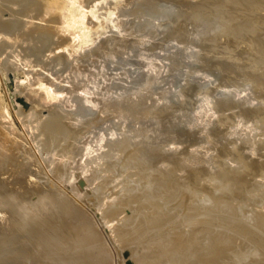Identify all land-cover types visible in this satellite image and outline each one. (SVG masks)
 <instances>
[{"label": "bare ground", "instance_id": "6f19581e", "mask_svg": "<svg viewBox=\"0 0 264 264\" xmlns=\"http://www.w3.org/2000/svg\"><path fill=\"white\" fill-rule=\"evenodd\" d=\"M191 1L189 2L192 3ZM202 1L211 4L210 8H207L212 10L211 18L213 17L212 12H214L216 17L214 19L219 20L217 24L221 26L220 32L223 40L224 38L230 39L231 37H228L232 35L240 37H243L242 34L246 35L244 37L246 43L243 45L245 46L244 49H240L238 46L241 41L239 43L233 42L235 41L234 36L233 41L231 38V41L225 40L226 43H224L225 41L223 43L233 42L234 45L237 44L239 50H245L243 54L241 51H237L242 54V59L247 51L244 60L248 62L246 61V63L244 60L242 63L238 62L240 65L243 64L242 66H246V63L250 68H244V70L248 68L246 74H249L244 83L245 91L235 86L234 95L238 96L239 100H237L241 103L249 104L251 98L252 101L260 98V101L255 100L261 103H258L260 106L257 104V107L254 106L253 109L243 106L238 112L231 114V120H229V116L226 117V110L242 104L239 105L232 97L227 101L221 99L222 104H218L219 110L214 113L211 107L207 110V113L210 114L208 117L217 115L215 120L217 128L214 127V122L212 127L214 129H204V131L196 133L197 137L194 138L197 140L195 139V142L189 144V149L183 152L181 157L178 156V159L177 156L174 157L175 160H172L170 152H174L171 149L176 148V146L172 147L173 145H171L170 152L166 149L169 146L164 145L163 147L166 148L160 146L165 150L160 148L162 153L165 152L166 154H161L157 150L161 154L159 156L155 150L159 148L150 147L154 138L149 137V143L145 142L148 133L144 128L143 130L140 128L141 135L146 130L144 137L141 136L144 138L141 139V143L150 144L149 147L147 146L150 148L149 150L141 143H139L140 146L138 143L136 144L138 137V142H140V134L138 133V137L126 135L125 138L123 137V141L117 139L116 142H110L111 148L107 145L108 141H105L107 146L102 151L106 152L107 147L114 149V153L117 150L118 155L113 153L115 160L112 161L113 157L109 159L111 155L109 153H112L113 150H107L106 154L108 155L105 154L103 159L101 153L104 154V152L100 153L101 150L99 155H94L89 151L88 153L93 155L88 154V156L82 153L84 150L87 152V148L91 151L93 149L92 146H85L87 143L91 144L86 136L88 135L87 131H84L86 128L88 130V127L85 126V122H82L84 125L81 123L80 116L83 114H79V110L77 113L80 116L73 119L71 113L69 116L67 110L58 107L66 105L64 101L67 102L63 92L64 87H54L52 80L55 79L52 75L50 77L53 79L48 77L51 82L43 81L42 78L34 81L31 85L34 87L33 92L27 93V97L30 98L31 102L33 101V105H30L29 110L21 111L22 108L19 109V103V108L15 111L20 120L23 118L25 124L21 122L22 120L19 121L25 126L22 129L27 130L26 134L29 132L31 135L28 136L30 140H35L33 142H37L36 145L38 144L37 146L46 153L42 155V151L36 149L38 153L40 152L41 157L44 156V158L40 157L42 161H40L38 154H36L37 159H35L34 154L37 151H32L35 149L31 146L33 142L29 144L31 147L26 144L27 142L22 137L25 135L21 136L19 135L20 130L18 132L14 130L16 124L12 126L11 123L14 121L10 122L11 120L6 118L4 111L1 112L3 107L0 108V264H264V0ZM193 4L194 2L187 6L191 10L190 13L197 21V18L200 17L202 21L208 22L210 10H208L209 14L204 13L207 16H202V11L200 9L195 10L196 7H193ZM82 7L79 0H0V53L4 54L0 56V59L5 55H12L13 52L15 54L12 55V58L15 59H11L10 66L14 63L13 66L19 68V50H27L26 53L24 51L25 57L21 52L22 58H26L27 52L29 54L31 51L36 52L37 43H35L36 47L33 44V49L30 48L32 47V39L36 38L42 47H39L38 54L42 49L45 51L44 55L51 59L50 54H54L52 53L54 48L46 45L53 44L55 41L57 45L52 46L56 47V50L62 48L63 51L59 50L61 53L58 54L66 61V57L72 50L68 52L67 49L70 46L64 41L75 40L77 37L79 40L81 31L86 26L85 17L88 12ZM186 9L188 8L182 9L178 16L179 14L180 16L183 15V10ZM186 12H184V18L186 14L189 15V11L186 10ZM192 15L189 16L191 22L194 18ZM204 17H208V19H204ZM186 19L189 20L188 17ZM178 20L182 22L181 19ZM193 23L194 21L191 24ZM210 23H213V20ZM213 24L217 25L215 21ZM182 30H179L178 33L181 34L180 31L182 32ZM178 33L177 35H179ZM238 38H236L237 42ZM242 43H244L243 40ZM222 45L218 41L211 42V48L215 50ZM231 45L226 46L233 47V44ZM25 46L31 51L24 49ZM238 48L234 51L232 48L230 49L236 54L235 50ZM229 51H222V53L225 54ZM35 54L31 53L30 55L33 58L36 56ZM228 54L227 56H229ZM241 54H238L237 57H240ZM39 56L37 57H42V55ZM56 57L55 60L58 61L59 57L57 59ZM41 59V62L45 61L46 66L47 59L44 61L43 58ZM2 60L3 58L0 61ZM25 61L23 60L22 64L26 63ZM35 61L39 62L40 59H35ZM230 61L232 62V60ZM230 61L228 63L225 59L221 63H226L227 67L229 64L233 71L235 66L232 65L235 63L233 61L231 65ZM60 62L64 63L62 60ZM6 63L8 65L9 62L6 61ZM30 63L34 64V62ZM0 64L3 65L4 63L0 62ZM154 65L152 63L151 68ZM55 66L57 67V64ZM57 69L59 68L57 67ZM244 70L241 69L243 75L245 74ZM237 71L234 72V76L240 77L241 74L240 76L237 74L240 73V69ZM34 77L32 78L34 79ZM249 81L252 84L255 82L254 88L260 94H258L259 92L255 93L257 96L252 94L254 92L250 90L253 86L249 85ZM246 85H249L251 89ZM72 86L74 88L75 84ZM33 87L31 88L33 89ZM71 87L68 86L65 93H68L69 88V91H72ZM146 96L140 98L142 99L140 101L145 100ZM84 97L87 96L84 95ZM245 98L249 100H245ZM127 100L131 103L130 108H134L137 99L134 100L133 104V99L132 102L130 99ZM127 100L126 102L123 101L124 104L120 103L122 101L119 102L122 104L121 106L127 104V107H118L120 108V110L117 109L120 111L118 113H121L124 108H126L124 110H128ZM53 101L59 102L60 105L54 103L55 106L48 108ZM0 105H2L1 102ZM67 105L66 109L70 104L68 107ZM4 107L6 106L4 105ZM71 107L69 110L74 112L75 110ZM198 110L192 119L194 121L191 125L194 128L202 120L199 114L201 110L199 112ZM132 111L128 112L133 115ZM128 112L125 115H128ZM147 112L145 111L146 114H149ZM245 113L250 115L249 122L241 117ZM232 115L234 116L232 117ZM208 117L205 118L206 121L209 120ZM11 118L10 115L9 119ZM71 118L74 123L69 121ZM168 123L172 127L174 120L173 123L172 121ZM157 130H155L156 133H153L157 134ZM75 133L81 134L79 139L83 137V134L86 136V140L84 139L85 136L83 137L86 141L85 145L80 144L79 139L76 142L77 139L75 138L78 136L75 137ZM71 134H73L72 138L75 137L73 138L75 143L69 141ZM216 135L220 138V145L217 147ZM29 138L26 140L28 141ZM73 139L71 140L74 141ZM101 139V142L99 140L97 142L102 143L105 140V136L102 134ZM125 139L135 142L132 148V143L130 142L131 145H128ZM77 143L82 148L80 146L77 150ZM99 143L96 147L99 146ZM157 143L155 142V144ZM181 143L182 141H180V145H182ZM23 144L29 148L26 147V149ZM103 147L105 148V146ZM100 149L102 148L100 147ZM121 149L125 151L126 158L123 156L124 154H121L123 159L121 156L118 159ZM146 149L149 152L153 149L152 152L156 151V153H151V155ZM211 150H217L218 154L216 151H213L216 153L214 155L209 154ZM76 151L83 154L80 157L82 159L80 162L77 157L79 153L77 154ZM33 152L35 153L33 154ZM72 155L76 157L73 158ZM151 156L154 158L151 159ZM106 157L109 161H103ZM71 158L78 161L70 162ZM71 190L75 194L77 192L82 198L77 200L78 195L76 194L77 197L74 199L70 196L72 195L70 194ZM228 209H231L230 212ZM116 229L120 230L119 234L122 241L124 239L127 242L125 240L127 238L130 240L137 238L141 239L142 244L147 246L142 245V248L137 249L138 247L133 245L135 249H132L133 246L129 245H132L134 240L132 243L127 242L129 243L127 246L132 249H130L132 252L125 255L123 253L125 246L123 245L121 248L119 246L120 239L118 241L115 238L118 234ZM112 237L118 241H115L116 245L113 239L111 240ZM124 241L123 243H125ZM143 247L146 252L142 251ZM138 252L140 253L139 257H135ZM109 253H113L114 257Z\"/></svg>", "mask_w": 264, "mask_h": 264}, {"label": "rangeland", "instance_id": "374dc122", "mask_svg": "<svg viewBox=\"0 0 264 264\" xmlns=\"http://www.w3.org/2000/svg\"><path fill=\"white\" fill-rule=\"evenodd\" d=\"M181 1L182 0H179V3ZM184 1L185 0H183L179 4L178 0L177 1L176 0H141V1L140 0H128V1L127 0H79V3L83 6L82 8L86 12H88V13H86V17H85L86 26L84 29H82L81 38L79 36V40L77 37V39H75V40L71 39V40H68V42L64 41L65 44L70 46L69 49H67L68 52H69V50L70 51L72 50L71 52H69V56L66 57L67 58L66 61L68 60L66 63L67 65L65 64V62H66V61H64L65 59H62L63 57H59V54L61 53L59 50L63 51L62 48L59 50L58 49L56 50V47H53V46L57 45L55 43V41L53 42V44L50 43V44L46 45L47 47L51 46L52 48H54V49H52L53 50L52 53H54V54H50V56H51V59H50L49 56L46 57L44 55L45 51H43L42 49L40 50L39 54L37 53L39 51L38 49L41 45H39L40 44L39 40H38V42H39V44H38L36 38H34V37H32L34 39L31 38L32 39V41H31L32 47H30V46L29 47L33 49V47L35 46V43H37L36 44L37 47L35 46L36 47L35 49H37L36 52H32L30 48H27V46H25L24 49H29L31 51V53H33V55L35 53H37L38 55L35 54L36 56H33V58H32L31 57L32 55H30L31 53L29 54V52H27L28 56L26 55V58H22V56H20L21 52H23L22 55H23V57H25V53L27 50H24L22 48L25 51V53H24V51L19 50V54H20L18 56L19 57V68H18V66L14 67L13 66L14 63H12L13 65L10 66V62H12L11 59H13V60L15 59V58H12V55H14L15 53L13 54V52H12V55L10 54L11 58H10L9 54L7 56L5 55L4 57L9 58V59L7 58V60H5V61H4V59H6V58L2 57L3 60L0 62L4 63L3 64L4 67H3V65L0 64V102L3 106L0 105V108L3 107V108H1V112L4 111L6 118L9 121L11 120L10 122L14 121L13 123H11L12 126H14V124H16L15 125L16 129H14V127H12V128L14 130H16V132H18V130H20L19 135H21V136L25 135L22 137H24V140L27 143L22 139L21 136H19L20 139L23 140L24 143H26L28 146H30L29 145L30 142L31 143L33 141L35 142V140H33L31 138L32 139V141H31L30 138L28 137V136H31L29 134V132H28V134H29L28 135V134H26L27 130L25 128L22 129V127H25L21 123V122L24 123V120H22L23 118H21V120H22L21 121L17 117L18 114L16 111L18 110L19 107H20L19 109H21V108L24 109V110L21 109V111H27L30 109V105H33L32 104L33 101L31 102L29 100L30 98L27 97V93L30 91L33 92L34 87L31 85L33 84L34 81H36L40 78H42L41 80L48 81V82L49 81L51 82V79L54 78L55 80H52V82H54V83H52L54 87L55 86L57 88H63L64 87L63 92H64V95L66 98L65 100L68 102V105H67V102L64 101V103L67 105V107L69 106V104H70L69 107H71L73 105L74 107L72 106L71 108L75 111L72 112L71 109L69 110V107L66 109V105H64V106H58L57 105V106L59 108L63 107L64 110H67V112L69 113L68 114L69 116L71 113L73 116V119H75L76 116H80L79 115L80 113L83 114L80 116L81 123L85 122L84 123V124H86L85 126L88 127V130L85 127L86 130H84V131L85 132L87 131L88 135H86V136H87L88 142L90 143V141H91V144H88V143H87V145L84 144L86 142L85 141L86 136L84 134L82 136L83 137L85 136L84 137L85 140L83 139V137L79 139L81 134L79 135L78 133L74 134L75 137H76V135L78 137H76V138L73 137V138L77 139L76 142L79 139L80 144H82V145H85L87 147L92 146V148H93L92 151H94V152H92L89 148H87V152L84 150L86 153L84 151L82 152L80 150L83 154L88 155V154H90V153H88V151H89L91 153H94V155L95 154L99 155V151L101 150L100 153L104 152V154L101 153L103 155L102 159L106 155H108V154H106L107 150L108 151L113 150L112 153L108 152L109 155L110 154L112 155L115 152L114 149H110L112 147L110 145L111 144L110 142H116L117 139H118V141H119V139L123 141L124 138L126 137V135L136 137L137 133H138V134H140V142H138L139 137L137 136L138 141H136V144L137 143L139 144V143H141V139H144L142 137H144V134H146V130L148 133L146 135H148V136L145 135L146 141L145 140H142V141H145V142H148V140L150 141L149 137L151 139L154 138V140L157 138L156 141L152 140L153 144H152V142H150L153 146L155 145L154 147L151 145L150 147H152V148H156V147L159 149L161 147L166 148V147H163L165 145L167 147L169 146L168 148H166L167 150H169L171 145H173L172 147L176 146V148L171 149V150H174V152L173 151L170 152V150H169V152H170V156H172L171 157L172 160H175L173 158L176 156H177L176 158L178 159L179 157H181L183 155V152H185L186 150L189 149V147H190L189 144H192L193 142H195L197 140V138H194V137H197L196 133H198V132L200 133L201 131H204V129H214V128H212L214 125V122H215L214 127L217 128L216 127V121H215L217 115H211L210 117H208L210 115L209 113H207V110L209 109V107L212 108L211 110L214 113L216 110H219L220 106H218V104H222L223 99H224V101H227V100L233 98L234 101L236 100L235 102H238L239 105L240 104H242V105L241 106H234L233 108L226 110V112H225L226 117L229 116L228 117L229 120H231V118H230L231 114H235L243 106L246 108L248 107V108H252V109L257 107V104L259 103L258 101H260L259 100L260 98H257L258 101H255V100H257V99H255L254 100L255 102L252 101V98L250 100L245 98V100H249V102L251 101L249 104V103H244V102L241 103V101H238L239 100L238 96L236 97L234 95L235 86L238 89H240V90L242 89L245 91V88H244L245 84L244 83H245V81L249 75V74L248 75L246 74L247 73L246 70L249 68L246 64L248 61L244 60V56H246L247 51L245 52V55L243 56V59H242V54L245 51V50L243 51V49L245 47L243 45L246 44L245 38H244L246 35L244 36L242 34L241 36H243V37H240L238 35H232V36L228 37V38L231 37L232 39L231 38L230 39L232 41H233V38L235 37L234 38L235 41H233L234 43H239V41H241L240 44H238V46L240 49L243 48L242 50H239L237 44L234 45L233 42L232 43L230 42V43L233 44V47H235V48L226 46V45H231L230 43L224 44V43H226L225 40H228L227 42H229L230 39H226V38H224V40L222 39V36H221L222 34L220 32L221 26L217 24V23H219V20L216 19L217 20V22H216V20L214 19V17H215L214 12H212L213 17L211 18V16H212L211 11L212 10L209 9L210 8L209 6L211 4L204 3V1H202V0H198V1L195 0L196 3L193 0L192 1L187 0L188 2L187 1L184 2ZM189 1H191L192 3L194 2L193 7H196L195 10L200 9V11H202V13H203V14L201 13L202 16L206 15V14L204 15L205 12H207V14H209L208 10H210L211 15L210 14L208 15V16H210V19L208 20V22H206V20H204L205 18L208 19V17H204V19L202 18L204 21H202L200 17L197 18L198 21L196 20V18L192 15V13H190L191 10H189V7H187V6L192 5V3H190ZM182 3H184V4H182ZM188 3H190V5H187ZM194 5H196V6H194ZM207 7H209V8H207ZM185 8H188L186 10L189 11L188 12L189 15L186 14V17H188L189 20L186 19V17L184 18V16H183V15H185L184 12H186V10H183L184 11L183 15L180 16V14L182 12L181 10L185 9ZM204 9H206V11H204ZM178 13H180L179 14L180 18L178 16ZM32 15H33V13H32ZM190 15H192L194 17V18L191 17V18H193L192 22L194 21L193 24H191L192 22H191V19L189 17ZM181 17H183V18H181ZM178 19H181L182 22ZM185 19H186V21H185ZM211 19L213 20V23L215 21V23L218 26L217 25L215 26V24L210 23V22H212ZM179 21H180V23H179ZM183 24H184V26H183ZM181 28L184 30H182ZM179 30H182L183 33L180 31L181 34H179L178 33ZM176 32L180 36L177 35ZM237 37H239L238 42L236 40ZM241 39L244 41V43H242ZM212 41H218L220 43V45L223 44L224 46L223 45L219 46V47H217V49L218 48H220V49L215 50L214 48H211V42ZM223 41H225V42L223 43ZM72 42H74V43H72ZM33 44H34V46H33ZM46 46H45V48H47ZM40 48H42V47H40ZM45 48H43V49H45ZM230 48H232L233 51H234V49L238 48L237 50H235V52L241 51L242 54L237 52L239 55L241 54V56H240L241 58L237 57L238 54L237 53L235 54L232 51V49H230ZM228 50H230L231 52L230 51L227 53L225 52V54L222 53V51L224 52V51H228ZM1 51L4 52V50H1ZM228 53H230L231 55H229ZM2 54L3 53L1 52L0 56ZM5 54H7V53L5 52ZM227 54L230 57L227 56ZM39 55H42L41 58H43V61L47 59V65L48 66L47 65L45 66V63H44L45 61L41 62L42 59L39 58L40 57ZM232 55H233V57H232ZM37 56H39V57H37ZM53 56H54V58H53ZM56 56L61 58L60 61L62 60L64 63L60 62L59 58ZM20 57H21V59H20ZM55 57H56V59L58 58L57 59L58 61L55 60ZM31 58L34 59V61H31L32 60ZM38 58L40 59L39 62H41V63H39L38 61H35V59L39 60ZM223 58H224V60L226 59V62H228V63L230 60H232V62L230 61V64L233 63V61H234L235 65L234 64L233 65L231 64V65L233 67L235 66L234 69H236V70L233 69V71H232L229 64L227 67L226 63H221L222 61H224ZM25 59H26V61H25ZM29 59H31V60H29ZM227 59H229V60H227ZM23 60L26 63L22 64ZM28 60H29V62H28ZM48 60L49 61L51 60V61L49 62ZM242 60H244L245 62L247 61L246 63L243 62V63H245L246 66H242L243 64L240 65V63H242ZM6 61L9 62L8 65H7ZM20 61H22V62H20ZM30 62H34V64H36V66H33L34 64L32 63L33 64L32 65ZM35 62H37L38 64ZM68 62H70V63H68ZM238 62H240V63L238 64ZM152 63L155 64L153 68H151ZM55 64H57V67L59 69H57ZM64 64H65V66H64ZM61 65H62V67H61ZM237 65H239L238 68H237ZM5 66L9 67V68H6ZM246 67H248V68L246 70H244V68H246ZM237 69H238V71L240 69V73L237 71ZM241 69H243L245 71L244 75H243V73H241ZM27 70H29L30 72ZM235 71L238 72V73L237 72L236 73L239 74V76L241 74V76L240 77L234 76ZM25 72H27V73L29 72L28 74L30 76ZM32 72L33 73L35 72V73L33 74ZM36 73H39V74L37 75ZM236 73H235V75H237ZM51 75L53 76V78H51L52 77ZM32 77H34V79ZM48 77H50L51 79ZM70 77L72 80L70 79ZM46 79H48V80H46ZM31 81H32V83H31ZM73 82L75 84L74 88L72 86V85H74V84H72ZM67 84L69 87L72 86L71 89L73 92L69 91L70 90V88H69L68 89V93L70 92L69 94L65 93V92H67L66 91L67 90L66 88L68 87ZM253 84H255V82H253ZM253 84L251 82L249 84L251 87L253 86L252 90H250V91H253L254 93H252V94L257 96L256 94L259 91H256ZM249 85H246V86H249ZM65 86H67V87H65ZM77 86H78V88H76ZM80 86L82 89L79 88ZM250 86L248 87L249 89H251ZM31 87H33V89ZM230 94H232V95H230ZM258 94H260V92ZM66 95H67V97H66ZM84 95L87 97H84ZM144 96H146V99H145L146 102L144 99H143V101H140V100H142L140 98H143ZM68 97H70V98H68ZM230 97H232V98H230ZM239 97H241V96L239 95ZM241 98L243 99V97H241ZM127 99H130L131 102L133 99L132 104L135 102L134 100L137 99V102L134 103L135 104L134 108H130L131 103ZM124 100H125V102H126V100L128 101L127 102L129 104V106L127 108L128 110H124V109H126V108H124L121 110V113H118L120 111H117V109L120 110L121 107H124V106L127 107L126 106L127 104H125L124 106H121L122 104H124L123 103ZM120 101H122V102H120ZM73 102H75L76 104L75 103L73 104ZM119 102L122 104H120ZM208 102L210 105L208 104ZM19 103H20V105H19ZM54 103L56 105L59 102L57 103V102L53 101V103L51 102L50 106L48 103L49 107L46 105V108L47 107L51 108L52 106H55ZM251 104H254V105H251ZM259 104H261V103H259ZM4 105L7 108L4 107ZM18 105H19V107H18ZM59 105H60V103H59ZM110 105H111V108H110ZM115 105H117V106H115ZM105 106H107V107H105ZM113 106H115L116 108L115 107L113 108ZM118 107H120V108H118ZM129 108H130V110H129ZM198 108H199V110H198ZM77 110H79V112ZM80 110H82V111H80ZM131 110H133L132 111L133 115H131V113H129V112H131ZM144 110L146 112L148 111L147 113H149V114H146ZM197 110H198V112L201 110L199 112V114L201 115L202 120L200 121V123L198 122L194 128L191 124H192V121H194L192 119H194L193 117L195 116V113H197ZM15 112H16V114H15ZM126 112H128V115H125ZM143 112L146 115H144ZM73 113H75L74 114L75 117H74ZM10 115L12 117L11 119H9ZM133 116H134V118H133ZM233 116L234 115H232V117ZM207 117L209 119L208 121L205 120V118H207ZM241 117L248 122L250 120L249 114L245 113V115L243 114ZM73 119L71 118V120H69V121L74 123ZM170 120L172 121V123L174 120V125H172V127L169 126L170 123H168V122H171ZM212 120H214V121H212ZM166 121H167V123H166ZM206 122H208L207 125H205ZM82 124H81V126H82ZM166 124H168V125H166ZM203 126H205L206 128ZM82 127H84V126H82ZM90 127H92V128H90ZM140 128H142L141 130H143V128L146 129V130H144L145 133L144 134L142 133L143 136L140 133ZM154 128H156L155 130L158 129L157 134L159 136L157 134H154V133H156ZM150 129H151V131H150ZM199 129H200V131H199ZM158 131H159V133H158ZM20 132H21V134H20ZM111 133H112V135H110ZM101 134L103 136H105V140L102 143H99L102 141V139L100 140ZM72 135L73 134H71V136H70L71 139H73ZM151 135H155V136L152 137ZM162 135L164 138L162 137ZM235 135H237V134H235ZM244 135L246 136V134H244ZM88 136L90 137V139ZM232 136H234V135H232ZM70 137H69V141H71L72 143H75V140L73 139L74 141H72L70 139ZM147 137H148V139H147ZM175 137H178V138H175ZM230 137H231V135H230ZM26 138H29L28 139L29 142L26 140ZM92 139L94 141H96V143H94V141ZM177 139H180V140H177ZM98 140H99V142H97ZM157 140H159V141H157ZM105 141H108L107 145H109V147L111 146L110 148L107 147L106 152L102 151V150H105L106 146H107V145H105L106 144ZM125 141H127L128 145H131L130 144L131 141L126 140V139H125ZM178 141H179V143H178ZM180 141H182V143H181L182 145H180ZM34 142L32 143L31 146L35 149L31 148L32 151L33 150L37 151L39 149L40 151H42L41 152L42 155H45L46 153H44V151L37 146L38 144L36 145L37 142L36 143H34ZM71 142H70V145H71ZM145 142H143L141 144L145 145L146 148H147V146L149 147L150 144H147ZM155 142L156 143L158 142V143L155 144ZM98 143H99V146L96 147V145H98ZM131 143H132V145H131V148H132V146L135 144V142H131ZM26 144H23L25 146V148L28 147V146H26ZM92 144L95 146H93ZM141 144H139V146ZM35 145H36V147H35ZM157 145H159V146H157ZM218 145H220V138L216 135V147ZM80 146L81 145L78 144L76 149L78 150ZM103 146H105V148ZM95 147H96V149H95ZM100 147L102 149H100ZM81 148H82V146H81ZM83 148H84V146H83ZM177 148L180 151L176 150ZM219 148H220V146H219ZM31 149H28V150H31ZM147 149L149 150L150 148H147ZM147 149H146V151H147ZM159 149H155V150L160 151L161 154L165 153V152L162 153L161 149L160 150ZM162 150L165 151L164 149H162ZM38 151L36 153L33 152V154L35 153L34 154L35 157H36V154H38V157L40 158L41 154H40V152L38 153ZM122 151L119 150L120 154H119L118 159L120 158L121 154L122 155L124 154L123 156L125 157V153H124L125 151H123V153H121ZM150 151L151 152H149V151H147V152H149V154L156 153V151L152 152L153 149ZM158 151H157V153L160 156L161 154ZM213 151H216L218 154L217 150H211L209 152V154L214 155L215 152H213ZM76 152H77V154L79 153L78 151H76ZM116 153H117V150H116ZM116 153H114V154H116ZM83 154L79 153L78 155H81V156L77 155V157L79 158V162L81 159L80 157H82ZM114 154H113V156L110 155V158L108 156L109 159H111V157H113L112 161L115 158ZM91 155H93V154H90V156ZM117 155H118V153H117ZM88 156H86V157H88ZM123 156H121L122 159H123ZM156 156H158V155H156ZM72 157L75 158L76 156L72 155ZM152 157L153 156H151V159L154 158V157L153 158ZM41 158H44V156H42ZM73 158L70 159V162H73L75 160ZM83 158H85V157H83ZM146 158H148V157H146ZM35 159H37V157ZM109 159H107V157H106L105 160H103V161H107V160L109 161ZM118 159H116V160H118ZM40 161H42V159ZM75 161H78V160H75ZM42 167L43 166L41 165V168ZM73 193H74V191L71 190L70 194H72V195H70V196H72V197H74V199H76L75 197H77L76 196L77 192H76V194L75 193L73 194ZM77 195L79 197V198L77 197V200H78V199H80L81 196H79V194H77ZM228 210L230 212L231 209H228ZM100 224L102 225V223H100ZM116 230L118 231V232L117 231L116 232L118 233L117 235L119 237L116 235L117 237L115 236V238L117 240L120 239L121 242L119 243V246L121 248L123 247V245L126 247L127 244L129 245V243H132L133 240H134V242L132 243V245L130 244L129 246L134 245L136 248L138 247L137 249L142 248V245L147 246L146 244H142L143 242L141 241V239L139 240L137 238L136 239L133 238L132 240H130L128 238L125 239L129 243L125 242L123 239V241L125 242V243H123L122 237L120 238V234H119L120 230L119 229H116ZM112 239H113V237L111 238V240ZM114 239H113V242L116 245L115 241L118 242L119 240L117 241L116 239L115 240ZM136 242H137V244H134ZM145 242H147V241H145ZM140 243H141V245H140ZM147 243H149V242H147ZM117 245H118V243H117ZM129 246H127L126 249L124 247V251L125 250H126L125 252L128 251L127 253H125L123 251V253L125 255H128L130 252H132V251H130L131 248H128ZM134 246L132 249H135ZM144 247H143V250L142 249L141 250L143 252H146V250L144 251ZM142 251H140V252H142ZM136 254H135V257L138 256L140 253L138 252V254L137 255ZM142 254L144 255V253H142ZM110 255H113V253ZM110 257L111 256H109V258ZM113 257H114V255H113ZM110 259L113 260V258H110Z\"/></svg>", "mask_w": 264, "mask_h": 264}]
</instances>
